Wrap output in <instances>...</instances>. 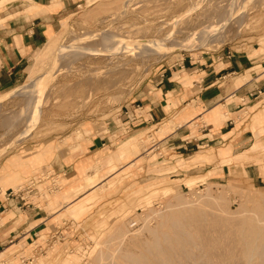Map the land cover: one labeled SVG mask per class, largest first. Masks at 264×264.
I'll return each mask as SVG.
<instances>
[{
	"label": "rangeland",
	"instance_id": "374dc122",
	"mask_svg": "<svg viewBox=\"0 0 264 264\" xmlns=\"http://www.w3.org/2000/svg\"><path fill=\"white\" fill-rule=\"evenodd\" d=\"M94 32L100 36L91 41ZM49 41L58 46L54 60L36 65ZM48 42L14 86L0 91V168L14 183L10 199L21 198L37 222L52 216L0 247V264H115L113 251L121 260L144 247L130 241L137 233L139 241L154 232L173 240L181 224L197 230L231 210L237 220L264 219V139L221 161L226 173L217 167L171 176L154 145L160 135L118 127L124 104L168 59L231 47L264 52V0H83ZM104 134L110 138L85 174L71 178L51 166L56 154L66 161L93 154L91 144ZM201 208L205 214L194 211Z\"/></svg>",
	"mask_w": 264,
	"mask_h": 264
},
{
	"label": "crops",
	"instance_id": "0c3cea01",
	"mask_svg": "<svg viewBox=\"0 0 264 264\" xmlns=\"http://www.w3.org/2000/svg\"><path fill=\"white\" fill-rule=\"evenodd\" d=\"M82 1L9 0L0 6V91L14 86L32 55L56 32L60 20ZM124 107L119 131L128 133L132 124L141 132L160 135L154 145L163 149L159 154L169 169L166 174L184 176L186 170H192L200 176L217 167L226 173L229 164L219 166L221 161L264 139V52L251 56L246 48L231 47L203 58L192 53L170 58L140 84ZM163 122L165 127L160 126ZM106 135L110 138L104 134L93 141L89 149L93 154L88 151L84 158L72 161L56 154L51 166L71 178L85 174L91 160L106 146ZM9 173L0 168V247L18 238L38 217L22 210L21 198L8 196L14 184ZM51 216L43 215L33 227Z\"/></svg>",
	"mask_w": 264,
	"mask_h": 264
},
{
	"label": "bare ground",
	"instance_id": "6f19581e",
	"mask_svg": "<svg viewBox=\"0 0 264 264\" xmlns=\"http://www.w3.org/2000/svg\"><path fill=\"white\" fill-rule=\"evenodd\" d=\"M8 1L0 0V6ZM91 34L88 37L91 41L99 35L95 32ZM148 45L154 47L153 43ZM57 48L56 43L49 41L44 50L35 57L37 59L36 65L47 56H51L54 60ZM53 65L56 63L54 62ZM206 210L207 208L194 209L200 215L205 214ZM247 210L250 211V209ZM232 213L231 210L213 225H200V229L197 228V230H190L181 224L182 226L178 228L177 236L173 240L154 232L155 238L153 240L139 241L137 239L140 238V234L137 233V236L134 235L129 239L131 242H139L144 245L141 251L138 252L140 249H137L134 252H125L121 254V260H117L114 253L119 250H115V252L112 250L110 260L115 259L113 261L115 264H190V262L191 264H214L212 263L214 260L228 261L232 264L237 260L242 264H264V219L255 213L237 220L231 216ZM183 217L188 223L187 225L195 223L194 216L184 215ZM216 232H218L217 235ZM123 238L128 237L124 236ZM131 245L133 244L131 243ZM127 246L129 245L127 244Z\"/></svg>",
	"mask_w": 264,
	"mask_h": 264
},
{
	"label": "built area",
	"instance_id": "2783aa9c",
	"mask_svg": "<svg viewBox=\"0 0 264 264\" xmlns=\"http://www.w3.org/2000/svg\"><path fill=\"white\" fill-rule=\"evenodd\" d=\"M17 192H18L17 195H20L21 190H18ZM13 193H14V194H13ZM11 195H16V193H15V192H12V193H9V194H8L9 197H10Z\"/></svg>",
	"mask_w": 264,
	"mask_h": 264
}]
</instances>
